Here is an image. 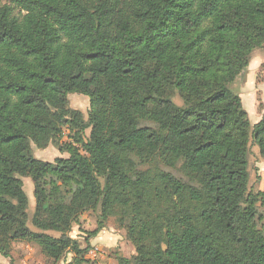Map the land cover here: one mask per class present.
<instances>
[{
    "label": "trees",
    "instance_id": "16d2710c",
    "mask_svg": "<svg viewBox=\"0 0 264 264\" xmlns=\"http://www.w3.org/2000/svg\"><path fill=\"white\" fill-rule=\"evenodd\" d=\"M256 48L264 0H0V253L32 242L80 264L114 218L135 250L117 264H264L248 161L251 141L264 159V111L251 125L231 89ZM65 126L78 147L34 157ZM87 211L82 248L69 233Z\"/></svg>",
    "mask_w": 264,
    "mask_h": 264
},
{
    "label": "rangeland",
    "instance_id": "374dc122",
    "mask_svg": "<svg viewBox=\"0 0 264 264\" xmlns=\"http://www.w3.org/2000/svg\"><path fill=\"white\" fill-rule=\"evenodd\" d=\"M4 2V1H3ZM261 77L264 79V48H256L251 53L249 64L238 77H236L234 83L231 85V89L242 98L245 110L251 113L250 120L252 118L251 107L255 103L257 108V101L264 105V98L258 94L257 99L253 94L254 81H259ZM252 87V88H251ZM250 91V92H249ZM69 106L74 109H78L82 112L84 118H87L89 110L88 97L80 93H70L68 95ZM175 101L181 104L179 97L175 98ZM260 109L264 110L262 105ZM69 127L62 128L60 136L57 138V144H49L46 148H37L34 144H31L32 153L34 157L48 162H53L57 157H68L69 146L78 147L77 144L72 142L70 137ZM89 129L85 131L84 138L87 137ZM72 133V132H71ZM249 187L253 192H264V159L261 158L258 151V146L254 142H250L249 145ZM23 189L29 197V204L27 208V225L34 231H40L32 224V218L37 216L40 219H50V215L47 212H36L35 210V198L33 196V184L30 177L23 178ZM259 211L264 215V202L260 204ZM99 211H87L82 213L73 223L70 231V236L77 240L82 248L86 246L89 233L97 228V217ZM48 234L58 237L59 233L55 231H47ZM110 234L111 236H109ZM107 235L110 240L114 238L115 241L108 242L109 244L102 245L101 243H92L88 251L84 254L83 260L80 264H117L119 257L130 258L134 255V246L126 237V230L119 227L114 221V218H109L104 227L99 230L95 236ZM91 236L88 239L94 238ZM97 238V237H96ZM93 248H98V255L95 257L90 256V251ZM74 260H78L72 252L66 253L58 261H53L47 258L38 245L27 242H14L11 245L8 256H3L0 253V264H63L64 262L72 263ZM73 264H78V261Z\"/></svg>",
    "mask_w": 264,
    "mask_h": 264
},
{
    "label": "crops",
    "instance_id": "0c3cea01",
    "mask_svg": "<svg viewBox=\"0 0 264 264\" xmlns=\"http://www.w3.org/2000/svg\"><path fill=\"white\" fill-rule=\"evenodd\" d=\"M254 84H255V86H253V94H254V96H255V99H257V97H258V94H260L261 96H263V98H264V79L261 77V79L259 80V81H257V80H255L254 81ZM250 92V91H249ZM241 101H242V105H243V108H244V103H243V100H242V98H241ZM262 100H261V103H259L258 101L256 102L257 103V108H256V105H255V103H253L252 105H250V107H251V112H253L254 111V113H252V118H251V120H250V118H249V116L251 117V113L249 112H247V114H248V118H249V121H250V124L251 125H253V124H255L256 122H258L259 121V119L261 118V115H262V113H263V111L264 110H261L259 107H260V105L259 104H261L262 105V107H263V109H264V105L262 104ZM245 109V108H244ZM109 236H111L110 234H108ZM94 237V236H93ZM97 237V238H96ZM108 239H110L107 235H103V236H95L94 238H92L91 240H89V243H90V245L93 243H101L102 245H104V244H109L108 242H114L115 241V239L114 238H111V239H113V240H108Z\"/></svg>",
    "mask_w": 264,
    "mask_h": 264
},
{
    "label": "built area",
    "instance_id": "2783aa9c",
    "mask_svg": "<svg viewBox=\"0 0 264 264\" xmlns=\"http://www.w3.org/2000/svg\"><path fill=\"white\" fill-rule=\"evenodd\" d=\"M98 252H99V250H98V248H93L91 251H90V256H97L98 255Z\"/></svg>",
    "mask_w": 264,
    "mask_h": 264
}]
</instances>
